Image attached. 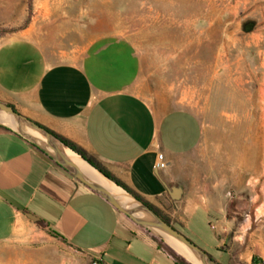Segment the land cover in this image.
<instances>
[{
	"label": "crops",
	"instance_id": "1",
	"mask_svg": "<svg viewBox=\"0 0 264 264\" xmlns=\"http://www.w3.org/2000/svg\"><path fill=\"white\" fill-rule=\"evenodd\" d=\"M142 67L134 45L114 36L69 56L48 55L22 32L0 43V102L82 149L181 234L205 221L219 264H264V202L244 179V156L235 154L232 174L223 173L214 125L148 97ZM42 227L90 263L141 264L132 242L125 248L133 238L174 264L102 198L0 127V244L24 243Z\"/></svg>",
	"mask_w": 264,
	"mask_h": 264
},
{
	"label": "rangeland",
	"instance_id": "2",
	"mask_svg": "<svg viewBox=\"0 0 264 264\" xmlns=\"http://www.w3.org/2000/svg\"><path fill=\"white\" fill-rule=\"evenodd\" d=\"M22 32L48 55L76 56L105 36L131 42L142 57L144 93L211 122L222 172L231 175L232 157L243 155L244 179L261 188L264 202V0H0V43ZM210 157L216 166L217 156ZM259 213L264 218V207ZM42 230L24 243L0 244V264H90ZM184 236L219 258L205 221ZM130 242L141 264H173L133 238L125 248Z\"/></svg>",
	"mask_w": 264,
	"mask_h": 264
},
{
	"label": "water",
	"instance_id": "3",
	"mask_svg": "<svg viewBox=\"0 0 264 264\" xmlns=\"http://www.w3.org/2000/svg\"><path fill=\"white\" fill-rule=\"evenodd\" d=\"M0 127L12 131L36 147L76 181L102 198L132 223L151 233L188 264H217L204 250L164 222L145 204L92 167L58 138L2 102H0ZM77 162L84 164L95 178L85 173Z\"/></svg>",
	"mask_w": 264,
	"mask_h": 264
},
{
	"label": "trees",
	"instance_id": "4",
	"mask_svg": "<svg viewBox=\"0 0 264 264\" xmlns=\"http://www.w3.org/2000/svg\"><path fill=\"white\" fill-rule=\"evenodd\" d=\"M13 108V107H12ZM46 130V129H45ZM48 131V130H46ZM49 132V131H48ZM51 133V132H49ZM52 135H54L53 133H51ZM56 138H58L61 142H63L66 146H68L70 149H72L74 152H76L78 155H80L81 157H83L92 167H94L96 170L100 171L102 174H104L105 176H107L110 180H112L114 183H116L118 186L122 187L124 190H126L128 193H130L132 196H134L137 200H139L140 202H142L143 204H145L148 208H150L155 214H157L164 222H166L167 224L170 225L169 220L162 215L159 211H157L155 208H153L151 205H149L148 203H146L145 201H143L138 195L134 194L133 192H131L127 187H125L122 183H120L118 180H116L115 178H113L104 168H102L94 159L90 158L89 156H87V154L80 149L79 147H77L76 145H74L73 143L62 139L56 135H54ZM40 153H42L40 151ZM43 154V153H42ZM44 155V154H43ZM45 156V155H44ZM50 160V159H49ZM51 161V160H50ZM78 182V181H77ZM80 183V182H78ZM81 184V183H80ZM120 214V213H119ZM121 215V214H120ZM152 240V242L155 243L156 248L158 251L164 253L165 255H167L168 257H170L172 259V261L174 262V264H187L185 263L182 259H180L178 256H176L174 253H172L171 251L167 250L166 248H164L163 244L161 241H158L157 239L154 238H150ZM210 256V255H209ZM211 257V256H210ZM212 258V257H211ZM213 259V258H212ZM214 260V259H213ZM216 262V260H214ZM217 263V262H216ZM219 264V263H217Z\"/></svg>",
	"mask_w": 264,
	"mask_h": 264
},
{
	"label": "built area",
	"instance_id": "5",
	"mask_svg": "<svg viewBox=\"0 0 264 264\" xmlns=\"http://www.w3.org/2000/svg\"><path fill=\"white\" fill-rule=\"evenodd\" d=\"M166 167V164L164 162L163 159V155L162 154H158L157 155V164H156V168L158 170H163ZM90 264H100V262L98 260H92ZM254 264H262L260 262H255Z\"/></svg>",
	"mask_w": 264,
	"mask_h": 264
},
{
	"label": "bare ground",
	"instance_id": "6",
	"mask_svg": "<svg viewBox=\"0 0 264 264\" xmlns=\"http://www.w3.org/2000/svg\"><path fill=\"white\" fill-rule=\"evenodd\" d=\"M218 86V85H217ZM219 93V92H218ZM221 93V92H220ZM259 93V92H258ZM259 95H260V93H259ZM259 98V97H258ZM228 103V102H227ZM231 105V104H230ZM229 105V106H230ZM227 106V105H226ZM264 109V108H263ZM263 152H264V150H263ZM77 164H78V166L85 172V173H87L90 177H92V178H95L94 176H93V174H92V172L84 165V164H80V163H78L77 162Z\"/></svg>",
	"mask_w": 264,
	"mask_h": 264
}]
</instances>
